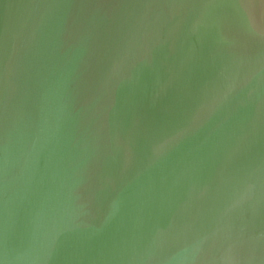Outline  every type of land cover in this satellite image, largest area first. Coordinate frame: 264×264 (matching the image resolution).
Wrapping results in <instances>:
<instances>
[{"label":"water","instance_id":"95a60500","mask_svg":"<svg viewBox=\"0 0 264 264\" xmlns=\"http://www.w3.org/2000/svg\"><path fill=\"white\" fill-rule=\"evenodd\" d=\"M0 264H264V0H0Z\"/></svg>","mask_w":264,"mask_h":264}]
</instances>
